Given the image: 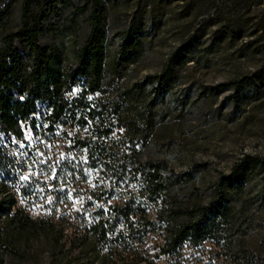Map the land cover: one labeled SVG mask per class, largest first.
I'll return each mask as SVG.
<instances>
[{"label":"trees","instance_id":"16d2710c","mask_svg":"<svg viewBox=\"0 0 264 264\" xmlns=\"http://www.w3.org/2000/svg\"><path fill=\"white\" fill-rule=\"evenodd\" d=\"M87 1L89 31L72 54L63 39L71 26L60 22L68 0H23L11 30L12 7H0V264L6 255L24 264H190L187 243L203 248L207 239L222 238L230 190L264 173V159L245 154L218 177L210 203L192 212L189 225L171 226L176 211L167 184L181 179L166 174L167 163L147 148L156 127L172 116L168 95L200 35L172 52L160 73L122 82L115 97L106 96L144 57L147 4L139 0L136 17L112 47L106 0ZM146 1L162 7L170 0ZM179 1L184 17H202L203 34L216 27L230 41L264 36V21L248 17L252 0ZM253 39L245 46L263 53ZM252 79L203 86L201 93L238 96ZM187 102V96L179 100L176 118ZM116 128L124 130L119 138ZM260 197L264 202V184Z\"/></svg>","mask_w":264,"mask_h":264},{"label":"rangeland","instance_id":"374dc122","mask_svg":"<svg viewBox=\"0 0 264 264\" xmlns=\"http://www.w3.org/2000/svg\"><path fill=\"white\" fill-rule=\"evenodd\" d=\"M22 2L0 0V7H12L9 30L19 25ZM68 2L60 22L71 26L63 39L72 54L89 31L91 6L87 0ZM141 2L147 4L146 52L141 62L131 67L126 80L116 81L114 90L108 88L105 95L115 97L117 86L122 82L130 86L148 74L160 73L172 52L194 33L200 35L192 43L189 53L192 60L182 68L179 84L168 95L167 106L172 116L156 127L147 148L150 155L167 163L166 174L174 173L181 179L168 181L167 194L176 211L171 226L184 227L191 223V214L198 206L210 203L213 184L220 175L228 173L235 162L245 154L264 159V52L257 53L251 45L245 46L254 38L255 44L264 49V36L246 35L230 41L214 32L216 27L203 34L204 30L199 29L202 17H184L181 1L170 0L162 7L152 1ZM138 4L139 0H106L108 38L114 42L110 46H117L119 33L136 17ZM252 4L253 13L248 17L264 21V0H252ZM208 7L206 14L211 13ZM50 40L57 39L50 37ZM246 75L253 79L238 96L231 90L217 98L205 99L201 93L203 86ZM184 96L188 102L183 118L178 119V102ZM113 132L119 138L117 132L124 130L116 128ZM27 140L34 142L29 135ZM263 184L264 173L255 172L250 182L230 190L222 220V238L207 239L203 248L187 243L185 254L190 264H264V202L260 197ZM160 234H163L161 230ZM160 243H164V235ZM211 251L220 256L219 260L208 258ZM2 252L5 250L0 249ZM41 258L45 261L47 255ZM165 263L166 260L161 262ZM3 264L24 263L6 255Z\"/></svg>","mask_w":264,"mask_h":264},{"label":"snow or ice","instance_id":"6c2138e0","mask_svg":"<svg viewBox=\"0 0 264 264\" xmlns=\"http://www.w3.org/2000/svg\"><path fill=\"white\" fill-rule=\"evenodd\" d=\"M25 179H27V177H25Z\"/></svg>","mask_w":264,"mask_h":264}]
</instances>
